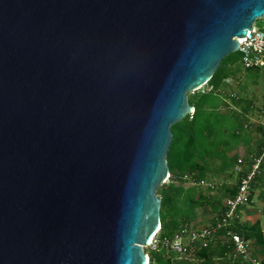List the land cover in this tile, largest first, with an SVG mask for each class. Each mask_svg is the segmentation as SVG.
Returning <instances> with one entry per match:
<instances>
[{
  "label": "water",
  "instance_id": "1",
  "mask_svg": "<svg viewBox=\"0 0 264 264\" xmlns=\"http://www.w3.org/2000/svg\"><path fill=\"white\" fill-rule=\"evenodd\" d=\"M264 0H0V264H148L171 125Z\"/></svg>",
  "mask_w": 264,
  "mask_h": 264
},
{
  "label": "trees",
  "instance_id": "2",
  "mask_svg": "<svg viewBox=\"0 0 264 264\" xmlns=\"http://www.w3.org/2000/svg\"><path fill=\"white\" fill-rule=\"evenodd\" d=\"M240 56V52L239 57L232 53L226 55L206 83L212 88L188 93L189 103L194 106L193 113L186 114L171 125L173 137L166 156L170 175L157 188L162 198L161 226L155 234L157 247L145 248L149 255L148 264H252L243 257L232 256L233 243L229 238L223 239L224 228L218 229L216 236L206 245L183 254L169 249L165 243L180 228L191 227L203 209L211 213L206 226L214 224L225 210L223 199L236 193L241 172H246L252 156L261 152L264 126L260 124L255 126L261 133L256 149L243 155L238 152L239 143L248 139L253 124L248 123L249 118L245 114L248 111L246 99L230 93L231 85L226 79L234 80L243 72L258 77L262 70L260 67L242 68ZM239 158L243 160L242 171L236 170ZM263 169L264 163L254 184L264 174ZM219 173L230 177L235 175V183H222L216 187L212 178ZM201 181H209L212 185H203ZM231 226L245 240L255 237L264 246L259 222L242 225L236 219ZM250 256L256 257L254 253H250Z\"/></svg>",
  "mask_w": 264,
  "mask_h": 264
},
{
  "label": "built area",
  "instance_id": "3",
  "mask_svg": "<svg viewBox=\"0 0 264 264\" xmlns=\"http://www.w3.org/2000/svg\"><path fill=\"white\" fill-rule=\"evenodd\" d=\"M238 40L239 46L237 51H239L241 55L240 64L242 68L260 67L264 69V28L256 27L253 22L252 30H248L245 37H239ZM229 81V78L226 79V82ZM204 86L207 85H202L200 88ZM211 88V86H207L206 91ZM259 109L261 115L260 118L255 121L256 124L264 126V100ZM248 123L251 122L248 121ZM263 159L264 143L262 144L260 154L252 156V162L250 163L248 170L246 172H241L236 193L232 197H227L225 199V210L218 218H216V222L199 229L193 226H184L180 228L171 240L165 241L169 249L180 254L186 253L189 250H195L199 246L206 245L211 241L214 236H216L218 229L224 228L225 236L233 243L232 256L234 258L243 257L244 259L250 260L252 264H262L257 257L250 256L247 241L241 235L236 233L231 228V225L236 219H239L240 207L250 201L254 179L256 175L260 173ZM242 163V158H239L237 166L238 171H242ZM200 183L203 185H212L209 181H201ZM198 241H200L199 245ZM148 245L152 246V248H156L158 245V239L154 236Z\"/></svg>",
  "mask_w": 264,
  "mask_h": 264
},
{
  "label": "crops",
  "instance_id": "4",
  "mask_svg": "<svg viewBox=\"0 0 264 264\" xmlns=\"http://www.w3.org/2000/svg\"><path fill=\"white\" fill-rule=\"evenodd\" d=\"M249 81L253 85L256 83L259 85V91L257 92L256 90L250 93V96L246 99V107L248 111H245V114L247 115L248 121H250L253 125L250 127V133L248 139L245 141H241L238 145V152L240 155L249 153L250 151H254L257 147V142L259 141L261 137V133L256 130V121L258 118H260V105L262 104L264 100V69L261 70L260 74L258 77H251L249 76ZM234 83L233 85L238 83V79L235 78L232 80ZM259 98L258 102L256 103L254 99ZM264 161V159H263ZM264 163V162H262ZM237 170V169H236ZM264 172V169H263ZM218 175L222 176L224 178L223 181H220V184L222 183H228V184H233L235 183L234 181H230L232 177L229 175H224L219 173ZM234 178L236 176L234 175ZM214 183L216 180H213ZM225 201V198L223 199V202ZM208 210V209H207ZM211 217L210 211H201V214L198 218V220L194 221L192 223V226L195 228H201L207 225ZM255 222H259L261 232H262V237L264 238V174L261 176V178L254 184L251 192V198L250 201L245 204L239 212V223L242 225H251ZM222 237V236H220ZM227 237L223 236V239H226ZM228 239V238H227ZM247 244H248V249L250 253H254L256 257L261 261L262 264H264V246H261L255 237H250L246 239ZM198 241V245H199Z\"/></svg>",
  "mask_w": 264,
  "mask_h": 264
},
{
  "label": "rangeland",
  "instance_id": "5",
  "mask_svg": "<svg viewBox=\"0 0 264 264\" xmlns=\"http://www.w3.org/2000/svg\"><path fill=\"white\" fill-rule=\"evenodd\" d=\"M264 24V17H260V18H256L255 21H254V25L258 28H263V25ZM233 55H238L239 57V52L238 51H235L234 53H232ZM238 83L233 85L232 83H234L231 79L229 82L227 83H230L231 87H230V93H235L241 97H243V99H245V97H249L250 96V93L253 91H259V85L256 83L255 85H253L252 83H250V79H249V76L245 74V72L241 73L238 77ZM206 87L207 86H204L202 88H200L201 91H206ZM256 98V96H255ZM258 99L259 98H256L254 99L255 102L257 103L258 102ZM212 180H216L215 181V184H216V187L217 186H220V181H223L224 178L220 175H215V178H212ZM230 181H234L235 178H234V175L232 176L231 179H229ZM210 181V179H209ZM217 189V188H216ZM202 211H208L207 209H203ZM194 227V226H193ZM152 248V246L150 245H147L144 247L145 248Z\"/></svg>",
  "mask_w": 264,
  "mask_h": 264
},
{
  "label": "bare ground",
  "instance_id": "6",
  "mask_svg": "<svg viewBox=\"0 0 264 264\" xmlns=\"http://www.w3.org/2000/svg\"><path fill=\"white\" fill-rule=\"evenodd\" d=\"M147 264V263H146Z\"/></svg>",
  "mask_w": 264,
  "mask_h": 264
}]
</instances>
